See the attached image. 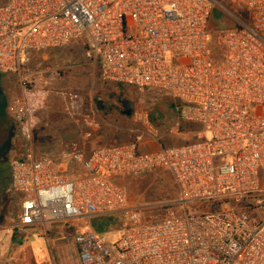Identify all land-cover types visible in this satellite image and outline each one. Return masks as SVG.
Returning <instances> with one entry per match:
<instances>
[{
  "label": "built area",
  "instance_id": "1",
  "mask_svg": "<svg viewBox=\"0 0 264 264\" xmlns=\"http://www.w3.org/2000/svg\"><path fill=\"white\" fill-rule=\"evenodd\" d=\"M230 2L0 0V74L20 86L8 110L24 138L60 75L34 66V55L81 40L105 81L163 93L184 124L199 127L179 131L188 138L179 147L143 152L131 142L74 153L60 164L66 170L25 154L11 166L16 227L48 234L60 223L118 220L116 240L92 227L77 234L81 264H264V0ZM220 13L226 26L213 33ZM159 171L179 189L175 204L219 211L143 222L118 180Z\"/></svg>",
  "mask_w": 264,
  "mask_h": 264
},
{
  "label": "rangeland",
  "instance_id": "2",
  "mask_svg": "<svg viewBox=\"0 0 264 264\" xmlns=\"http://www.w3.org/2000/svg\"><path fill=\"white\" fill-rule=\"evenodd\" d=\"M223 2L231 4L230 0ZM223 16V13L214 15L211 32L226 26ZM212 42L218 45L217 38ZM86 51L87 45L81 40L34 55V66L59 70L60 75L35 113L30 139L20 134L8 110L11 101L21 95L18 81L0 74V225L4 219L12 220L17 216L20 199L9 198V181L12 163L23 159L25 154L50 157L59 167L74 153L87 155L100 147L137 139H162L163 148L183 146L188 138L177 136L178 132L199 129L180 120L169 96L105 81L99 66L86 57ZM119 184L126 188L145 223L163 220L171 212L181 216L185 211H219L216 203H194L186 209L175 204L179 189L172 175L165 171L122 178ZM87 227H92L107 241L116 240L121 230L118 220L110 222L105 217H96L91 224L81 227L62 224L50 232V240L22 231L25 249L33 251V259L29 262L27 254V261L19 264H56L53 250L58 248L63 251V262L59 260V264H78L77 257L73 256V245L76 235ZM3 238L0 235V264H7L14 260L5 256Z\"/></svg>",
  "mask_w": 264,
  "mask_h": 264
},
{
  "label": "crops",
  "instance_id": "3",
  "mask_svg": "<svg viewBox=\"0 0 264 264\" xmlns=\"http://www.w3.org/2000/svg\"><path fill=\"white\" fill-rule=\"evenodd\" d=\"M135 142H138L140 149L143 152L155 151V150H158V149L163 147V146H161L163 144L162 139H137V141H135ZM129 143H131V142H129ZM124 144H126V143H124ZM112 145H121V144H112ZM108 146H110V145H108ZM100 148H102V147H100ZM61 169L66 170L67 166L62 165ZM121 180L122 179L118 180V183ZM9 185H10L9 186V191H10V197L9 198L13 197L15 200V195L11 191V181H9ZM3 194L5 195L6 193H3ZM18 210H19V206H18ZM18 210L16 211V214L18 213ZM3 222L4 223H2L0 225V235L4 236L3 243L5 244V256H7V257L11 256L12 259L14 260V261H12V260L8 261L7 260L8 262H11V264H19L20 262L27 261V259H28L27 254L29 255V262H30L31 258L33 259V251L25 249L24 237H23V234L21 233L22 231H29L31 233H37L41 237L47 238V240H50V232L52 230H55L56 228H58V226H60L62 224H66V223H60V224L53 225L51 227V229L49 230V233L46 234L45 231H43V229L41 227H35V228H30V229H23V228L16 227L15 225L17 222V216H15V219H12V220L11 219H6V220L4 219ZM86 224H87V221L82 219V220H77L73 224H69V225L81 227L82 225H86ZM73 246H74V248L72 250L73 256L77 257L78 264H80L79 255H78V247H77L76 242H74ZM53 258H54L56 264H59L58 263L59 260L61 262H63V251L61 248L60 249L58 248L57 250H53ZM8 262H7V264H8Z\"/></svg>",
  "mask_w": 264,
  "mask_h": 264
},
{
  "label": "trees",
  "instance_id": "4",
  "mask_svg": "<svg viewBox=\"0 0 264 264\" xmlns=\"http://www.w3.org/2000/svg\"><path fill=\"white\" fill-rule=\"evenodd\" d=\"M244 17H247V12H243L242 13ZM211 48L213 50V55L215 57L216 60H221L223 57V52H222V47L218 44V45H214V43L212 42L211 44ZM174 108V105H173Z\"/></svg>",
  "mask_w": 264,
  "mask_h": 264
},
{
  "label": "water",
  "instance_id": "5",
  "mask_svg": "<svg viewBox=\"0 0 264 264\" xmlns=\"http://www.w3.org/2000/svg\"><path fill=\"white\" fill-rule=\"evenodd\" d=\"M126 114H127V115H129V114H130V112H127Z\"/></svg>",
  "mask_w": 264,
  "mask_h": 264
}]
</instances>
